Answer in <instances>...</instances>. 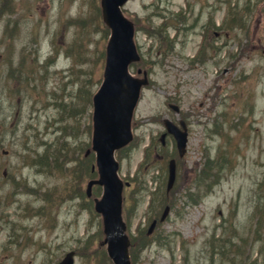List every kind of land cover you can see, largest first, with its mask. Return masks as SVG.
Instances as JSON below:
<instances>
[{"label": "rangeland", "instance_id": "1", "mask_svg": "<svg viewBox=\"0 0 264 264\" xmlns=\"http://www.w3.org/2000/svg\"><path fill=\"white\" fill-rule=\"evenodd\" d=\"M7 2L0 16V264H57L72 250L74 264H113L95 211L103 188L86 195L98 177L88 175L95 155L86 152L110 35L100 0H0V10ZM123 11L141 54L129 71L150 80L134 114V140L115 153L120 178L131 183L123 217L136 239L132 263L264 264V0H129ZM216 32L221 53L210 65H193L202 39L214 44ZM170 104L190 115L188 151L178 160L171 214L147 235L169 204L167 163L164 176L154 144L160 118H178Z\"/></svg>", "mask_w": 264, "mask_h": 264}, {"label": "water", "instance_id": "2", "mask_svg": "<svg viewBox=\"0 0 264 264\" xmlns=\"http://www.w3.org/2000/svg\"><path fill=\"white\" fill-rule=\"evenodd\" d=\"M128 0H101L102 16L111 34L106 48L104 80L93 98L92 149L96 152V166L99 178L87 184V195H91L94 184L104 187L102 198L95 200V210L103 215L107 252L114 264H131L130 239L126 234V223L122 217V192L124 183L118 175L119 162L115 152L133 139L132 116L138 102L141 87L147 78L138 79L129 72V65L140 59L134 43V25L128 20L121 7ZM175 135L178 149L183 154L186 146V132L168 128ZM88 150L87 153H89ZM95 169V165L93 167ZM168 190L175 181V166L169 165ZM126 185H129L126 182ZM169 214L166 207L161 221ZM156 226L152 223L148 233ZM74 256V252H73ZM74 262V260H73ZM60 264H72V253Z\"/></svg>", "mask_w": 264, "mask_h": 264}, {"label": "flooded vegetation", "instance_id": "3", "mask_svg": "<svg viewBox=\"0 0 264 264\" xmlns=\"http://www.w3.org/2000/svg\"><path fill=\"white\" fill-rule=\"evenodd\" d=\"M220 36H221L220 32H216L217 40L220 38ZM206 45L209 46V43H206ZM217 49H219V47L216 46V42H215V44L213 46H209V50H210L211 54L213 53L215 55ZM200 61L201 62L203 61V56H200ZM164 119L165 118H163L161 120V118H160L162 126L164 124L163 123ZM171 120H173L176 123V122L180 121V118H178L177 120H175V119H171ZM184 122H185V125H186V128H187V133H188V136H189L190 135V127H191L190 119L185 117L184 118ZM164 133H165V131H164V126H163V131L160 132V134H159L158 143L154 144V150H155L156 159L158 161H160V163L169 161L170 159H174L175 163H176V171H177V176H178V168H179L178 160H182L187 155V152L182 157L179 156V153H178V158L174 157L175 156L174 152L177 150L176 149V142L172 138L171 135H166L165 139H163L162 135ZM170 142L172 143V147H173L172 150H173V153H174V154H171V155H169V153H167V147H168L167 145ZM159 171H161L162 174H165V165L164 164L160 167ZM185 175H186V177H188V172H186ZM169 200H170V197H169Z\"/></svg>", "mask_w": 264, "mask_h": 264}, {"label": "bare ground", "instance_id": "4", "mask_svg": "<svg viewBox=\"0 0 264 264\" xmlns=\"http://www.w3.org/2000/svg\"><path fill=\"white\" fill-rule=\"evenodd\" d=\"M7 4H8V2L5 4H2L1 5V10H0V16H2L3 14H5L7 11H9L10 9H9V6H7ZM15 32V28H9L8 30H7V32H6V35H8L9 37H11V35L13 34ZM49 73H50V76L51 77H53V76H55V74H56V70L54 69H51L50 71H49Z\"/></svg>", "mask_w": 264, "mask_h": 264}, {"label": "trees", "instance_id": "5", "mask_svg": "<svg viewBox=\"0 0 264 264\" xmlns=\"http://www.w3.org/2000/svg\"><path fill=\"white\" fill-rule=\"evenodd\" d=\"M208 161H211V160H208ZM213 162H214V166L213 167H215L217 164V162H216V160H213ZM89 170V169H88ZM88 175H90V177H91V175L93 176L94 174H93V172H92V169L90 168V170L88 171ZM132 242V241H131ZM134 242H136V239L132 242V243H134ZM132 248V249H131ZM130 250H131V252H132V254H133V252H134V246H133V244H131V247H130Z\"/></svg>", "mask_w": 264, "mask_h": 264}]
</instances>
